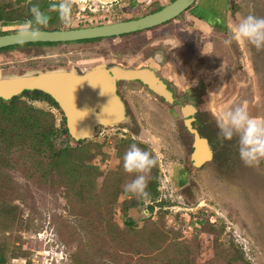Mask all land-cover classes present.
Here are the masks:
<instances>
[{
	"label": "rangeland",
	"instance_id": "obj_1",
	"mask_svg": "<svg viewBox=\"0 0 264 264\" xmlns=\"http://www.w3.org/2000/svg\"><path fill=\"white\" fill-rule=\"evenodd\" d=\"M169 1L119 0L112 5L97 6L86 0H71L72 20L69 26H64L57 13L51 8V5L58 3L59 0H0V7L9 11L10 9L26 10L33 5L47 6V9L43 7L41 10L54 19L49 22L48 27L68 30L96 26L98 23L111 24L135 19L151 13L157 4L165 5ZM230 2L232 17L226 21L230 27L227 30L226 39L230 37L231 26L236 14L243 11L241 5L244 0H230ZM187 15L186 12L183 16ZM183 19L181 17L180 20ZM24 21L1 22V30L5 28L6 23L18 24ZM13 29L18 30V28ZM151 34L148 32L143 33L142 36L132 35L121 40L109 39L99 44L96 43V45H100L101 51H110L112 55L127 52L134 55L141 51L142 47L149 45L152 41ZM218 41L220 39L217 38L215 56L222 57L223 62L235 71H230L229 80L233 81V86L227 85L226 94H222L221 89L215 92L213 99L210 98V105L214 110L225 109L228 102L233 101L230 100L232 92L235 93L237 89L251 85L252 90L248 88L251 97L248 99L253 96L252 102H258L259 106L262 98L259 96L258 100L256 96L257 85L251 46L246 41H237L240 47V52H238L233 42L230 46H226L223 40H221L222 43ZM219 44H222L221 49H219ZM62 46L64 45L5 52L0 55V68L18 70L2 71L16 73L24 72L22 70L25 69L39 70L54 66L55 58L32 59V57L44 53L46 56H53L66 52L65 49L60 48ZM224 49H226V54H223ZM224 75L225 73L223 77ZM247 81L249 85L244 87ZM21 100L50 113L55 129H60L63 115L57 108L44 101L27 100L26 97H22ZM135 100L139 109H133V111H140L139 117L144 119L139 123L141 133L130 135L128 129L121 127L103 128L98 130L94 138L85 141L81 146L72 144L59 136L55 143L58 147H70L73 151L80 147L94 146V150L89 152L84 150V155H87L89 160L83 163L84 165L82 164L84 167H80L78 172L81 173L84 170L87 178L95 182V192L113 186L109 179L119 169L116 147L118 143H134L141 149L150 151L157 159L155 166L157 197L144 200L133 194H125L122 190L123 185L130 182L127 180L118 189L122 193H119L117 197L113 213H102L103 222L100 218L95 223L86 224L85 222L88 221L84 218L86 206H79L77 204L78 195L75 193L69 195L66 184L58 180L60 178H57L56 173L54 176L50 173V160L47 161L43 155L36 154L30 149H20L17 142L9 138L4 143H0V157H11L19 165L15 164L14 168H3L0 175L7 174L8 177H12L10 185H15L19 189L23 201L27 197V204L19 213L17 223L4 229L1 234L11 237V242L6 244L8 246L7 255L10 251L21 248L22 251L33 254L32 257L36 256L41 262L47 261L48 264H159L158 259L147 260L156 254L159 255L158 250L150 255L135 254L137 250H142V243L147 241V238L139 232L143 229L146 218H150L153 223L160 222L169 234L171 231L179 232L181 239L189 240L197 237L203 246L197 264H211L214 256L213 247L216 242L225 245L233 243L235 249H240L244 253L245 259L250 264H264V161L256 166L248 167L238 158L236 165L223 167V170L216 172L213 177L205 171L199 178L201 192L199 191L198 201L191 207L178 204L175 197L168 196L171 191L163 176L167 175L165 170L168 153L177 150L174 144L173 127L170 123L157 118L156 109L152 103L140 101L139 97H135ZM256 114L257 117H264V106ZM233 163L234 161L230 162V164ZM123 204L128 207L126 213L122 211ZM150 206L154 208L152 212H148L147 207ZM187 208H192V210H187ZM95 217L99 218L97 212L94 214ZM128 219L134 223L131 234L125 232V222ZM30 221L34 226L30 225ZM206 222L214 227L207 234L201 231ZM149 227L152 228V225ZM37 228L42 230L39 236L34 231ZM120 231H124L125 235L119 233ZM119 241L127 245L124 250L120 247L121 245L119 246Z\"/></svg>",
	"mask_w": 264,
	"mask_h": 264
},
{
	"label": "flooded vegetation",
	"instance_id": "obj_2",
	"mask_svg": "<svg viewBox=\"0 0 264 264\" xmlns=\"http://www.w3.org/2000/svg\"><path fill=\"white\" fill-rule=\"evenodd\" d=\"M172 1L174 0H170L169 3ZM230 3V0H195L180 15L161 25L121 36L74 41V44H69L70 42L57 43L55 46L64 45L60 48L65 49L66 52H60L53 56H46L44 53L32 57V59L55 58V65L39 69L42 71L62 67L66 70L72 68L79 74H83L100 63L117 64L123 68L139 71H152L154 78L165 87L166 97L152 91L149 85L141 79L120 80L117 83L116 92L124 104L125 115L129 122L113 128L128 129L130 135L141 133L139 123L144 119L139 117L140 111H133V109H139V105L136 106L135 97H139L140 101L152 103L156 109L157 118L170 123L173 127L174 144L177 147V150L168 153L166 157L168 161L165 170L167 175L163 176L171 191L168 196L175 197L176 203L188 207L198 201L201 192L199 178L205 171L213 177L216 172L223 170V167L236 165L239 158L235 139L232 141L219 139L220 130L217 126V118L220 109L214 110L210 105V98L213 99L216 95L215 92L221 89V93L226 94L227 85L233 86V81L229 79L230 71L235 70L223 62L222 57L215 56L217 38L220 39L219 43L221 40L224 42L227 30L230 28L226 22L232 17ZM165 5L157 4L152 12ZM186 12L188 15L183 16ZM181 17L184 19L180 20ZM20 24H4L3 31L18 32L13 28H18ZM97 25L105 24L98 23ZM148 32L152 33V41L134 55L128 52L112 55L109 53L110 51H101L100 45H96V43L99 44L109 39L118 38L121 40L132 35L142 36L143 33ZM233 43L240 52L237 41H233ZM221 47L222 44H219V49ZM223 54H226V49ZM259 55L258 53L257 56ZM222 63L227 67L224 77L217 72ZM0 71L18 70L0 68ZM20 73L23 72L15 74ZM248 81L245 82L244 87L249 85ZM256 85V96L258 100L259 96L262 98L259 106L258 102H252L253 96L248 99L251 97L248 90V88L252 90L250 85L247 88L237 89L235 93L232 92L230 100L233 101L228 102L225 108L246 103L250 114L258 116L256 112L264 106V84L259 83L256 78ZM27 100L30 99L27 98ZM103 128L99 127L98 130ZM196 144L200 147L199 150L196 149ZM231 161L234 163L230 164ZM206 168L209 169L205 170ZM187 210H192V208H187Z\"/></svg>",
	"mask_w": 264,
	"mask_h": 264
},
{
	"label": "trees",
	"instance_id": "obj_3",
	"mask_svg": "<svg viewBox=\"0 0 264 264\" xmlns=\"http://www.w3.org/2000/svg\"><path fill=\"white\" fill-rule=\"evenodd\" d=\"M43 7L47 9V6H40L41 9H43ZM30 8L26 10L10 9L7 11L5 8L0 7V23L4 21L13 22L16 20L24 21L31 19ZM52 20L54 19L49 17V22ZM41 29L46 31L58 30L57 27L48 26ZM3 34H7V32L1 30L0 24V35ZM55 45H57V43H28L15 45L0 49V55L8 51H26ZM22 97H27L32 101H46L59 110L54 101L48 95L40 91H25L20 96L12 98L9 102L0 99V143H4V141L9 138L14 139L13 141L17 142V146H19L20 149H30L36 154L43 155L47 161L50 160V173L53 174V176L56 173L58 176L57 178H60L58 180L66 184L69 189L67 190L69 195L72 193L78 195L77 204L79 206H86L87 209L84 218L88 221L85 223L90 225L97 222L100 218L102 221V213H113L117 197L119 193H122L118 189L127 180L131 181L134 179V174H131V177L123 167V157L129 150L130 146L134 143L122 144V142H120L117 144L116 147L119 157L117 166L119 169L111 178L108 177L113 186L111 185L110 188L107 187L95 192V182L87 178V174L84 170L81 173L78 172L79 168L84 167L83 165L85 162L89 160L88 156L84 155V150L89 152L94 146L80 147L75 151L71 150L70 147H58L55 143L58 136L63 137L77 146H81L84 141L75 143L69 137L64 119L60 129H55L50 113L37 109L26 101H22ZM15 164L19 165L18 162H14L11 157H0V174L2 173L3 168H14ZM155 172L156 167L151 170L150 174V181L147 189L150 193L149 199H155L158 195ZM0 179H2L0 182V264H7L12 258H18L19 256L29 258L32 254L22 251L21 248L10 251L9 255L6 253L8 248L6 244L11 242V237H5L1 234L4 232V229L17 223L19 213L27 204V197L26 200L23 201L19 189L15 185H10L12 177H8L7 174H2L0 175ZM123 205L122 211L126 213L128 207H125V204ZM147 209L148 212H152L154 208L150 206L147 207ZM96 212L99 218H94ZM30 225L34 226L31 221ZM150 225H152V228L149 227ZM125 226V232L127 231L131 234L134 228V223L131 219H128L125 222ZM213 228L214 227H211L208 222H206L201 231L207 234L208 232H211ZM34 231L37 236H39L42 230L40 231V228H37ZM119 233L124 234V231H120ZM139 233L147 238V241L146 243H142V250H137L135 253L136 255H139L140 253L150 255L158 250L160 251L159 255L156 254L147 260L158 259V261H160L159 264H197V259L199 258L203 247L197 237H193L189 240L181 239V234L179 232L171 231V234H169L164 229V226H161L160 222L153 223L150 218H146L143 229ZM111 245L115 247L114 244ZM111 245L109 247H111ZM119 246L124 250L127 245L124 244L123 241H119ZM213 251L214 256L211 259V264H250L245 259L244 253L240 249H235L233 243L225 245L216 242ZM28 264L31 263L28 262Z\"/></svg>",
	"mask_w": 264,
	"mask_h": 264
},
{
	"label": "water",
	"instance_id": "obj_4",
	"mask_svg": "<svg viewBox=\"0 0 264 264\" xmlns=\"http://www.w3.org/2000/svg\"><path fill=\"white\" fill-rule=\"evenodd\" d=\"M86 1L92 5L107 6L118 0ZM194 2L195 0H174L155 12L111 24L68 30H40L38 39L21 36L19 32L7 33L0 35V49L28 43H65L135 33L173 20ZM251 5L252 0H244L242 12L255 11L264 16V0H256L257 7L254 9ZM251 53L256 78L259 83L264 84V51L258 52L251 47ZM135 79H141L152 91L166 97L165 87L154 78L152 71L100 63L83 74L72 68L28 70L20 74L0 71V99L9 102L25 91H40L48 95L62 113L69 137L75 143L85 142L94 138L99 127L113 128L129 122L116 90L120 80ZM102 91L104 95L101 94ZM197 144L196 149L199 150Z\"/></svg>",
	"mask_w": 264,
	"mask_h": 264
},
{
	"label": "clouds",
	"instance_id": "obj_5",
	"mask_svg": "<svg viewBox=\"0 0 264 264\" xmlns=\"http://www.w3.org/2000/svg\"><path fill=\"white\" fill-rule=\"evenodd\" d=\"M252 8H256V0H252ZM64 26H69L72 20L71 0H59L51 5ZM31 19L18 26L21 36L38 39L40 29L47 27L49 16L38 5L30 8ZM233 41H246L254 50L264 51V16L255 11L236 14L231 26L229 39L224 41L230 46ZM227 67L222 63L217 72L223 76ZM104 95L103 91L101 92ZM221 141L236 140L240 160L248 167H253L264 161V117L252 116L246 103L239 106L221 109L217 118ZM157 165V159L150 151H145L136 144L130 146L123 157L124 170L135 174L134 179L123 185L125 194H133L138 198L148 200L147 191L151 170Z\"/></svg>",
	"mask_w": 264,
	"mask_h": 264
},
{
	"label": "built area",
	"instance_id": "obj_6",
	"mask_svg": "<svg viewBox=\"0 0 264 264\" xmlns=\"http://www.w3.org/2000/svg\"><path fill=\"white\" fill-rule=\"evenodd\" d=\"M32 256L34 255L32 254L29 258H25V257L12 258L8 261L7 264H28V262H30L31 264H48L47 261L41 262L39 259H37L36 256L35 257Z\"/></svg>",
	"mask_w": 264,
	"mask_h": 264
}]
</instances>
